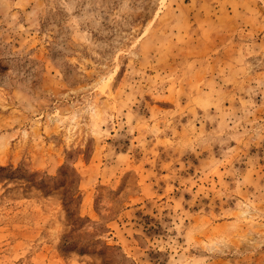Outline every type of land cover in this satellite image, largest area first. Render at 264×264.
Returning a JSON list of instances; mask_svg holds the SVG:
<instances>
[{"label":"rangeland","instance_id":"374dc122","mask_svg":"<svg viewBox=\"0 0 264 264\" xmlns=\"http://www.w3.org/2000/svg\"><path fill=\"white\" fill-rule=\"evenodd\" d=\"M0 264H264V0H0Z\"/></svg>","mask_w":264,"mask_h":264}]
</instances>
